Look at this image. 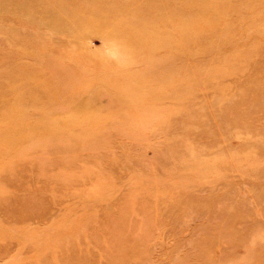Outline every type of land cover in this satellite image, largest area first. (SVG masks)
Returning a JSON list of instances; mask_svg holds the SVG:
<instances>
[{
	"label": "rangeland",
	"instance_id": "rangeland-1",
	"mask_svg": "<svg viewBox=\"0 0 264 264\" xmlns=\"http://www.w3.org/2000/svg\"><path fill=\"white\" fill-rule=\"evenodd\" d=\"M0 264H264V0H0Z\"/></svg>",
	"mask_w": 264,
	"mask_h": 264
}]
</instances>
